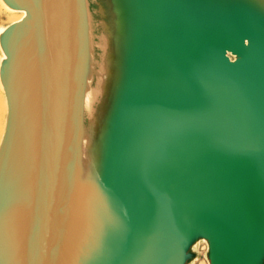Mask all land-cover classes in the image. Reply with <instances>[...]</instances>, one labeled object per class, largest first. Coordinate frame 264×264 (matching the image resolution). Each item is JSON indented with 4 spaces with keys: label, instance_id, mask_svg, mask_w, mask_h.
I'll use <instances>...</instances> for the list:
<instances>
[{
    "label": "water",
    "instance_id": "1",
    "mask_svg": "<svg viewBox=\"0 0 264 264\" xmlns=\"http://www.w3.org/2000/svg\"><path fill=\"white\" fill-rule=\"evenodd\" d=\"M3 1L27 14L0 28V250L12 264L61 263L85 138L95 151L119 83L113 148L72 264H194L204 244L208 264H264V3ZM21 106L33 157L23 188L8 171Z\"/></svg>",
    "mask_w": 264,
    "mask_h": 264
},
{
    "label": "bare ground",
    "instance_id": "2",
    "mask_svg": "<svg viewBox=\"0 0 264 264\" xmlns=\"http://www.w3.org/2000/svg\"><path fill=\"white\" fill-rule=\"evenodd\" d=\"M0 5H3L9 12L15 14V18L10 23V25H14L20 23L25 19L26 12L25 11H15L7 7L3 0H0ZM2 6V7H3ZM13 18V17H12ZM24 27H21V30ZM4 59V56H1L0 59V70H1V60ZM23 65L20 63L18 68V77L17 84H21V67ZM1 75V74H0ZM99 88L94 89L89 92V96L87 99L86 108L90 112L89 116L92 118V105L93 101L97 99L102 93L103 85L98 84ZM118 93L115 94V99L113 106L110 110V115L108 119H106L103 125V133L101 135V139L98 144H96L95 151L93 150L92 140H88L86 137L84 147L80 156V160L78 162V172L76 175V182L73 187L72 200H71V212L69 213L70 222L69 227L66 230L65 243L68 247L64 246L61 252L60 264H72L73 256L76 252V247L79 244V240L82 239L83 235L87 232L88 228L91 225L94 212L97 208L96 204V195L99 189V185L101 182L102 174L105 173V169L107 163L110 158V154L113 148V138L115 134L117 114L121 109L123 104L125 94L127 93L128 87L125 84H118ZM0 91L3 94L2 97V113H0V147L3 141V136L6 132V121L8 115V106L7 99L3 89V85L0 78ZM101 93V94H100ZM27 117L28 113L26 109L23 110L21 106V120L17 125L16 129V138L15 144L12 151L11 161L9 164V179L13 180L18 178L19 181L21 179V188L24 186V181L22 178V173L25 171L24 167L27 166V163H30L33 160L31 156V130L27 126ZM94 151L93 156V164L90 161V152L89 150ZM93 154V153H92ZM92 156V155H91ZM92 164V166H91ZM92 167V169H91ZM91 172V176L89 177V173ZM103 181V180H102ZM21 191V195H22ZM23 198V196H21ZM21 198V200H22ZM86 231V232H85ZM12 247V245H11ZM1 263L3 264H12L11 254L8 255V251L6 248V252L4 249L0 250Z\"/></svg>",
    "mask_w": 264,
    "mask_h": 264
},
{
    "label": "rangeland",
    "instance_id": "3",
    "mask_svg": "<svg viewBox=\"0 0 264 264\" xmlns=\"http://www.w3.org/2000/svg\"><path fill=\"white\" fill-rule=\"evenodd\" d=\"M3 5H0V28H3L7 25H10V23L13 21V19L15 18V14L13 15V13L9 12L6 8H4ZM13 17V18H12ZM1 51H0V59H1ZM2 97L3 94L0 91V113H2ZM200 251V257L199 259L194 263V264H208V261L205 257L206 251H207V247L206 245H201L199 248Z\"/></svg>",
    "mask_w": 264,
    "mask_h": 264
},
{
    "label": "snow or ice",
    "instance_id": "4",
    "mask_svg": "<svg viewBox=\"0 0 264 264\" xmlns=\"http://www.w3.org/2000/svg\"><path fill=\"white\" fill-rule=\"evenodd\" d=\"M262 3H264V0H261Z\"/></svg>",
    "mask_w": 264,
    "mask_h": 264
}]
</instances>
